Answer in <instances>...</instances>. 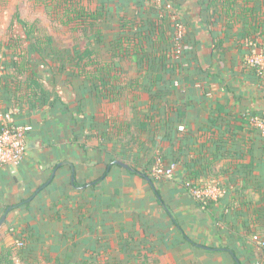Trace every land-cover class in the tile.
Returning a JSON list of instances; mask_svg holds the SVG:
<instances>
[{"label":"crops","instance_id":"1","mask_svg":"<svg viewBox=\"0 0 264 264\" xmlns=\"http://www.w3.org/2000/svg\"><path fill=\"white\" fill-rule=\"evenodd\" d=\"M92 8L107 33L126 22L145 56L117 60L127 87L116 101L39 71L48 103L18 106L6 89L15 70L0 72V114L33 127L24 162L0 170V264H124L128 246L133 264L140 253L150 264H264L251 241L264 236V137L248 125L264 113V72L247 62L264 53V0ZM174 19L186 28L181 54ZM158 162L175 165L172 178L134 174ZM188 180L224 194L202 206Z\"/></svg>","mask_w":264,"mask_h":264},{"label":"trees","instance_id":"2","mask_svg":"<svg viewBox=\"0 0 264 264\" xmlns=\"http://www.w3.org/2000/svg\"><path fill=\"white\" fill-rule=\"evenodd\" d=\"M44 2L46 5L49 4L48 0ZM50 3L54 5L53 14L63 13L62 17L65 21L61 23L64 26H70L69 30L73 36L80 34L86 37L89 43L81 44L79 48L75 47L73 50H59L54 46L52 37L47 35L48 33L40 26V22L29 23L20 20L25 35L24 41L29 44L28 51L26 54H19L17 58L20 60L14 59L10 63L15 74L10 77V82L6 87L12 93L18 106L25 100L31 108L48 103L50 93L45 88L44 78L37 69H34L40 64L47 66L52 73L55 72L54 75L65 76L68 82H73L78 86H84L85 82H89L100 90L106 99L119 100L127 85L122 81L123 70L117 64V60L135 55V52L139 50L136 39L127 36L128 27L125 26L127 23L121 21L120 36L114 37L115 39L108 45L111 47L112 59L105 61L104 58L102 59L90 50L96 44L102 45L106 42L107 37L103 33L101 23L105 22L108 16L99 9L91 10L81 2L75 4L72 0H50ZM32 55L36 57L32 58ZM255 70L257 71L258 68L256 67ZM152 166L149 170L136 169L134 174L151 178L149 174ZM208 202L212 201L204 200L199 203L205 206ZM159 203L165 207L162 200ZM141 255L140 253L138 259L143 261L139 264H150L148 255Z\"/></svg>","mask_w":264,"mask_h":264},{"label":"rangeland","instance_id":"3","mask_svg":"<svg viewBox=\"0 0 264 264\" xmlns=\"http://www.w3.org/2000/svg\"><path fill=\"white\" fill-rule=\"evenodd\" d=\"M47 1V0H46ZM46 5L44 0H0V72H5L8 69H14L10 66V56L15 53V59L20 60L17 58L20 55L26 54L28 51V43L25 40L24 30L20 25V20L27 21L29 23H33L35 21L40 22V26L45 30L47 35H50L54 41V46L59 50H73V48L81 46V44H88L87 38L82 35L73 34L70 32L67 26H64L61 22L64 20L61 14H53V10H55L50 3ZM73 3L81 2L84 6H90V9L93 10L92 5L96 2V0H72ZM65 21V20H64ZM108 33L106 30L103 29L105 33V37H108L107 40L110 38L111 40L117 37L114 35V30L107 28ZM109 34V35H107ZM113 35V36H112ZM107 40H105L107 42ZM108 42V43H110ZM89 46V45H88ZM146 46V45H145ZM148 46V45H147ZM111 47L110 46H101L96 44L95 46L91 47V52L97 54L99 57L103 58H110L111 57ZM144 48V47H143ZM146 49V48H144ZM18 53V54H16ZM135 53L136 55H144L141 54V49L137 50ZM10 54V55H9ZM145 56V55H144ZM36 56L34 55L33 58ZM2 60V61H1ZM110 60V59H108ZM10 61V62H9ZM132 66V65H131ZM37 69L38 72H43L44 75H49L50 72L47 66L44 64H40ZM47 72V74L45 73ZM136 133L134 132L133 136ZM162 161V160H161ZM163 162V161H162ZM160 162L164 166V164ZM158 163L154 164L152 168H154ZM152 170V169H151ZM151 178L150 180L156 181V178L152 174H149ZM168 180L167 178H163L158 182H163ZM126 240V244H127ZM145 244V243H144ZM133 246V245H131ZM144 246H138V251L147 250ZM129 249H126L123 253L124 256V264H133V258L136 254H134L132 248L128 246ZM142 247V248H140ZM263 255L260 254V260L264 261Z\"/></svg>","mask_w":264,"mask_h":264},{"label":"built area","instance_id":"4","mask_svg":"<svg viewBox=\"0 0 264 264\" xmlns=\"http://www.w3.org/2000/svg\"><path fill=\"white\" fill-rule=\"evenodd\" d=\"M154 1L158 6H163L167 0ZM174 20L176 51L181 54L184 51L186 28L182 23L177 22V19ZM247 62L249 65L257 67L260 72H264V53L251 57ZM248 125L250 129L259 132L264 137V113L249 116ZM32 131L31 125H18L13 122L12 114H0V170L7 167H19L24 162L27 154L28 137ZM174 168L175 165L166 168L159 163L151 172L156 180L160 181L163 178H172ZM185 188L198 202L204 200L216 202L224 194V190L216 183L201 184L188 180L185 182ZM251 241L264 254V236L256 234ZM24 245V242L17 244L19 248H23Z\"/></svg>","mask_w":264,"mask_h":264},{"label":"water","instance_id":"5","mask_svg":"<svg viewBox=\"0 0 264 264\" xmlns=\"http://www.w3.org/2000/svg\"><path fill=\"white\" fill-rule=\"evenodd\" d=\"M147 179H148L149 182H151V180L149 178H147ZM8 213H9V210L6 212L5 216L0 221V231H1V228H2V226L4 224V222H5V219H6V216H7Z\"/></svg>","mask_w":264,"mask_h":264}]
</instances>
